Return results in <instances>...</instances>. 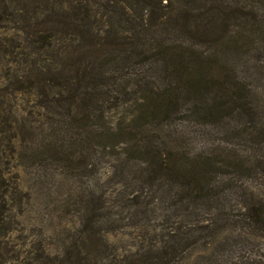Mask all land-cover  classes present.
<instances>
[{"label":"trees","instance_id":"16d2710c","mask_svg":"<svg viewBox=\"0 0 264 264\" xmlns=\"http://www.w3.org/2000/svg\"><path fill=\"white\" fill-rule=\"evenodd\" d=\"M196 1L0 0V264H264V92L224 64L251 11L213 0L204 22ZM195 115L219 143L174 127ZM27 167L79 183L74 254L23 250L10 195ZM133 230L142 243L110 240Z\"/></svg>","mask_w":264,"mask_h":264},{"label":"rangeland","instance_id":"374dc122","mask_svg":"<svg viewBox=\"0 0 264 264\" xmlns=\"http://www.w3.org/2000/svg\"><path fill=\"white\" fill-rule=\"evenodd\" d=\"M234 1L243 3L251 11V19H249L247 25L250 31V42L247 46L236 49L232 48L225 52L224 58L227 59V62L224 64L234 68L238 79L251 85L253 91L264 92V0ZM203 3L205 6L201 8ZM211 4H213V0L196 1L194 5V8L201 10L200 19L204 22L210 16L211 12L207 11V8ZM241 27V20H233L232 29L234 32L239 31ZM187 34L183 30H170L166 34V37L169 40H182L183 42L187 39ZM193 34L194 31L192 30L189 36H193ZM198 48L202 52H205L206 55L212 52V46L205 43H200ZM218 63L223 65L220 62ZM140 68H144L143 65L138 67L139 72ZM204 102V96L196 95L191 100L188 99L186 103L182 102V109L190 110L193 105L201 106ZM204 122L202 116L198 119V116L195 115L190 120L178 121L174 127L189 135L192 138L191 143L195 146L207 147L210 144L219 143L224 136V132L221 130V123L213 125L212 122ZM111 164L112 158L106 159L102 163L99 170V173H102L100 176L102 182L110 176ZM16 173L18 174L17 182L20 194L13 193L12 196L10 195L12 201H9L12 206L11 210L20 223L18 225L20 228L22 227L19 235L22 238L24 237L23 250H30L31 255L35 252H44L50 256H57L62 253L74 254L76 252L73 249L74 238L80 249V243L76 235L79 217L78 212L74 210L77 206L74 202L79 197V183L71 179H65L60 174L45 178L41 175L40 170L38 171L34 167H27L26 169L18 168ZM88 182L90 185L92 179ZM84 186L86 187L87 184ZM125 232H128V229H125ZM131 233V236L118 233L115 234V237H110V240L114 241L115 239L124 244L131 240H135L136 243L143 242L136 230L131 231ZM16 234L18 233H13L12 237L14 238ZM149 238L147 237V239ZM148 241H152V239ZM125 246L124 249L128 250V245ZM65 250L68 252H65ZM93 253L95 254V252ZM118 253L126 254L128 252L123 251Z\"/></svg>","mask_w":264,"mask_h":264}]
</instances>
